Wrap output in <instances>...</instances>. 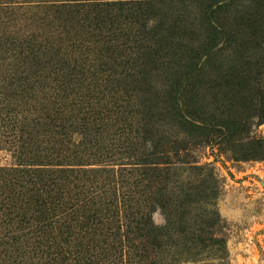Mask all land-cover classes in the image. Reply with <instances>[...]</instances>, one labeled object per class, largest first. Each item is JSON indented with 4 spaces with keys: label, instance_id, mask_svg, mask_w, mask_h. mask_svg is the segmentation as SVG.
I'll list each match as a JSON object with an SVG mask.
<instances>
[{
    "label": "trees",
    "instance_id": "16d2710c",
    "mask_svg": "<svg viewBox=\"0 0 264 264\" xmlns=\"http://www.w3.org/2000/svg\"><path fill=\"white\" fill-rule=\"evenodd\" d=\"M211 1L208 11L219 0ZM10 2L0 0V13H6L8 5L20 10L25 3L79 15L92 10L96 13L92 35L99 37L94 40L85 37L86 32H75L63 46L48 31L23 30L19 36L11 30L0 32V95L3 89L12 98L19 96L14 100L6 97L10 102L0 100V131L21 125L30 134L49 123L64 126L70 133L71 163L55 170L64 183L51 178L49 168L28 170L36 177L30 182L37 191V247L43 252L55 250L61 264H231L227 222L217 206L221 181L215 166L185 158L192 143L188 137L193 133L201 137L195 143H214L210 138L214 123L192 109L196 107L195 95L180 89L191 83H178L171 103L176 123L184 126L182 141L168 140L157 148L158 140L149 135L151 120L141 108L134 109L145 102L144 97L136 102L145 90L123 76L116 77L124 61L117 62L112 54L100 60L103 46L113 53L124 44L149 41L142 31H149L147 21L162 0H22L14 7ZM120 10L126 15L117 32V22L112 23L116 21L114 13ZM101 12L109 25L105 18L99 19ZM126 57L125 61L132 59L129 54ZM23 99L25 114L20 107ZM42 111L48 122L38 115ZM254 115L264 119V111ZM251 116L234 113L227 122L217 124L219 136H226L227 141L247 140L240 150L227 145L233 159H264V137L251 134ZM108 129L115 130L110 140H131L147 149L135 148L133 154L111 151L110 161L127 160L120 162L123 166L118 170L85 167L84 157L94 155L80 149L86 133ZM92 139L99 140L96 136ZM158 209L164 215L163 223L153 218Z\"/></svg>",
    "mask_w": 264,
    "mask_h": 264
},
{
    "label": "rangeland",
    "instance_id": "374dc122",
    "mask_svg": "<svg viewBox=\"0 0 264 264\" xmlns=\"http://www.w3.org/2000/svg\"><path fill=\"white\" fill-rule=\"evenodd\" d=\"M3 1H11L14 7L22 0ZM210 1L162 0L155 4L147 21L150 32L142 31L149 41L130 42L113 53L103 46L100 60L115 55L117 62L124 61V65L118 67L116 77L123 76L124 80H131L145 90L136 98V102H140L144 97L145 102L142 101L141 106L135 105L134 109L141 108L151 120L149 135L158 140L157 148L168 140L182 141L184 126L176 123L171 103L178 83H191L180 89L182 92L190 90V94L195 95L196 107L192 109L214 123L210 137L214 143H195L201 137L193 133L188 137L192 143L189 142V153L185 158L211 162L215 166L221 181L217 206L227 222L231 264H264V159H233L227 145L233 144L240 150L247 140L233 138L227 141L226 136H219L217 125L227 122V117L234 113L242 114L244 118L252 114L249 118L251 134L264 137V119L254 115L264 111V0H219V6L215 2L208 11L206 7L210 6ZM31 6L25 3L20 10L6 6V13H0V32L11 30L19 36L23 30L26 33L48 31L63 46L68 44L67 37L75 32L79 35L86 32L85 37L95 38L92 35L94 11L84 10L79 15L61 8ZM114 15L116 21L112 24L117 22V32H120L126 12L120 10ZM98 16L104 21V13ZM104 23L110 24L106 18ZM102 33L105 34V28ZM127 54L132 59L128 57L125 61ZM122 70L124 72L120 73ZM9 94L2 89L0 100L10 102L6 100V97L12 98ZM20 107L24 114L27 113L25 103ZM46 114L42 111L38 115L45 116L44 120L48 122ZM26 130L20 125L0 131V264H61L55 250L46 248L44 254L37 247L40 239L34 213L37 191L34 182H30L36 177L28 170L46 167L52 170L51 178H60L61 173L55 170L69 167L71 163L68 156L72 149L70 133L64 126L49 123L37 127L34 133L29 134ZM114 131L89 130L86 133L80 149L94 155L84 157L85 167L118 170L123 166L120 162L127 160L110 161L111 151L133 154L135 148L139 151L147 149V146H140L141 143L136 146L131 140H110L115 136ZM93 136L99 140L95 142ZM109 162L113 164H107ZM185 174L189 175L188 172ZM61 178L58 182L64 183L66 180ZM153 218L157 223L164 222L159 209L153 213Z\"/></svg>",
    "mask_w": 264,
    "mask_h": 264
}]
</instances>
